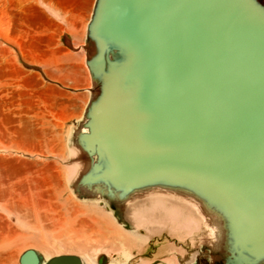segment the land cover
Returning <instances> with one entry per match:
<instances>
[{
  "label": "water",
  "instance_id": "water-1",
  "mask_svg": "<svg viewBox=\"0 0 264 264\" xmlns=\"http://www.w3.org/2000/svg\"><path fill=\"white\" fill-rule=\"evenodd\" d=\"M87 39L78 141L97 159L80 183L112 202L189 194L218 223L219 264H264V1L96 0Z\"/></svg>",
  "mask_w": 264,
  "mask_h": 264
},
{
  "label": "bare ground",
  "instance_id": "bare-ground-1",
  "mask_svg": "<svg viewBox=\"0 0 264 264\" xmlns=\"http://www.w3.org/2000/svg\"><path fill=\"white\" fill-rule=\"evenodd\" d=\"M95 3L0 0V264H20L29 249L44 264H219L218 223L195 197L151 188L112 202L80 183L97 159L78 141L94 95L86 61ZM155 227L190 249L172 257L164 243L160 257L145 256Z\"/></svg>",
  "mask_w": 264,
  "mask_h": 264
},
{
  "label": "rangeland",
  "instance_id": "rangeland-1",
  "mask_svg": "<svg viewBox=\"0 0 264 264\" xmlns=\"http://www.w3.org/2000/svg\"><path fill=\"white\" fill-rule=\"evenodd\" d=\"M63 41H66V36H63ZM82 86H86V79L84 78V80H82ZM67 86L73 87L74 82L73 81H68L65 83ZM67 88V87H66ZM63 89V88H62ZM64 90V89H63ZM67 92H69L71 95L76 96L77 91H73V89H66ZM83 101L80 102V104L83 105ZM61 112H65V114H68L69 111H61L58 110V115H61ZM63 115V114H62ZM61 115V116H62ZM60 117V116H58ZM57 117L56 121L60 122L61 120ZM69 124H71V122L68 120L66 125L69 126ZM164 234V235H163ZM167 234V235H166ZM163 235V236H162ZM168 236V237H167ZM176 237V238H175ZM168 238V239H167ZM176 241V242H175ZM149 242H150V246L149 249L146 252L147 257H151L152 259H154L155 257H160L161 256V246L165 243L168 244L170 247H172V250L169 252L170 255L172 257L176 256L177 254H179L180 249L181 250H186V249H190L188 248L189 245L185 242V241H181L176 235H173L169 230L167 229H159L157 227H155L153 229V232L150 234V238H149ZM177 243V245H176ZM180 244V245H179ZM185 249H183V247ZM174 253V254H173ZM176 254V255H175Z\"/></svg>",
  "mask_w": 264,
  "mask_h": 264
}]
</instances>
